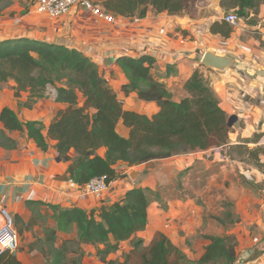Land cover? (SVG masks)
Masks as SVG:
<instances>
[{
	"label": "crops",
	"instance_id": "0c3cea01",
	"mask_svg": "<svg viewBox=\"0 0 264 264\" xmlns=\"http://www.w3.org/2000/svg\"><path fill=\"white\" fill-rule=\"evenodd\" d=\"M32 1L12 0L10 6L0 14V40L25 37L84 52L100 66L125 109L149 116L160 110L157 103L139 99L136 92L125 95L122 86L126 83V76L117 62L120 56H154L153 76L166 83L176 101L187 96L185 83L195 69L200 68L204 72L220 106L230 116L236 115L238 118L232 126L229 143L135 166L118 164L116 168L124 176L111 182L103 203L112 204L122 199L127 190L137 186L165 188L173 183L174 176L186 171H189V175L196 170L203 177L206 170L211 168L212 183L204 187L196 198L163 196L161 193V199L149 207L148 226L136 237L143 238L149 244L157 232H163L190 258L198 259L210 242L203 235L233 234L238 240L235 264H264L263 199L252 195L244 211H238L241 219L233 224H221L212 219L208 205L217 202V199H243L236 195L234 185L225 188V197L219 192H209L213 186L224 188L220 181H216L217 177L222 179L221 176L229 174V178L222 180L233 181L240 168L239 172L247 170L254 174L256 184L264 178L259 167L234 154L235 149L240 147L260 148L259 158L264 161V18L254 24L242 23L241 28L225 38L210 30L211 24L222 21L223 14L227 12L221 6V0H201L207 2L206 8L212 9L210 16H193L189 13L171 15L149 7L145 15L121 16L115 23L97 19L84 9H72L67 15L52 19L38 13L31 5ZM261 7L263 9L264 5ZM181 38L187 40L184 45L180 44ZM210 48L218 54L236 58L243 68L217 70L201 66L198 59ZM181 52L185 56L173 60L174 55ZM16 87L14 80L0 82V112L8 106L17 112L22 121L39 120L47 128L57 114L67 107V104L56 101V91L50 88L45 97L38 99L32 107H27L25 103L30 101V92L20 91L17 95ZM118 126V131L128 136L129 129L122 122ZM11 136L19 140V148L6 150L0 147V221L1 208H6L14 216L20 232V246L15 253L23 264H42V254L37 249H31V244L44 236L48 226L54 225L53 210L47 204L79 206L88 210L101 204L96 197L84 193L77 183L69 179V162L58 158L54 140L44 151L26 133L12 132ZM132 174H135V178ZM201 176L198 178L202 179ZM242 189L246 190L244 186ZM227 225H231L232 230L223 234V226ZM59 235L66 237L63 233ZM121 245L122 250L128 248L129 251L132 239Z\"/></svg>",
	"mask_w": 264,
	"mask_h": 264
},
{
	"label": "trees",
	"instance_id": "16d2710c",
	"mask_svg": "<svg viewBox=\"0 0 264 264\" xmlns=\"http://www.w3.org/2000/svg\"><path fill=\"white\" fill-rule=\"evenodd\" d=\"M199 1L102 0V5L122 17L145 15L149 7L171 15L194 16L192 8ZM263 2L221 0V6L254 24L255 18L250 16L258 14ZM11 3L12 0H0V14ZM210 30L229 38L235 29L225 21H215ZM117 62L126 76L122 86L125 95L136 92L139 99L157 103L160 110L156 114L149 116L125 109L100 66L76 48L25 37L0 40V82L14 80L17 95L29 91L27 107L45 97L50 86L56 90V101L67 104L47 128L39 120L22 121L15 110L5 106L0 112V147L19 148V140L11 136L12 132L26 133L44 151L54 140L58 158L69 162V179L85 186L100 176H106L108 182L122 178L123 173L116 168L121 163L135 166L229 143L230 115L220 106L200 68L185 83L187 96L176 101L166 83L153 76L154 56L123 55ZM120 122L129 129L128 136L118 131ZM160 199L157 189L137 186L127 190L122 199L90 210L48 203L54 225L45 229L44 236L37 238L31 249H37L46 264H84L81 241L97 244V257L106 264L236 263L238 240L233 234L205 235L210 242L198 259L190 258L163 232H157L149 244L136 237L149 224L150 205ZM224 214L216 217L221 224L235 222L232 212ZM75 230L77 236L73 237ZM60 233L66 237H60ZM129 239L132 247L123 250L124 258L110 259L122 250L121 243ZM0 264L23 262L16 253L5 250L0 254Z\"/></svg>",
	"mask_w": 264,
	"mask_h": 264
},
{
	"label": "rangeland",
	"instance_id": "374dc122",
	"mask_svg": "<svg viewBox=\"0 0 264 264\" xmlns=\"http://www.w3.org/2000/svg\"><path fill=\"white\" fill-rule=\"evenodd\" d=\"M101 3H102V1H101ZM32 4H33V1L31 3V5ZM206 5H207L206 1L202 2L200 0L199 4L198 3L195 4L196 7L193 6L192 13L194 15H206V16L209 15L210 16L211 14H213L212 9L206 8L205 7ZM263 5H264V2L261 4V6H263ZM261 6H260V9H259L257 15L251 14V16H250L251 19L255 18L256 22H259V21H261L262 18H264V8L262 9ZM202 7H205V8H202ZM229 11H231V10H229ZM260 14H262V17H260ZM244 24H247V21H245ZM208 50H213V49L210 48ZM204 53L198 59L199 62H201V59H202V56L204 55ZM49 88L55 89L52 86H50ZM118 128H119V126H118ZM258 149H260V148L250 149L248 147H244V148L240 147V148L235 149L234 154L237 155L238 157H240L244 161L249 160V163H252L254 166L259 167V170L264 174V161H262L259 158V155L261 152ZM262 151L264 152V145L262 147ZM206 171H207V173L203 177L201 176V174L199 175V172H196V170H195V172H191L189 175H188L189 171L183 172L181 174L179 173L177 176L173 177V183L171 185L166 186L165 188H163V187L157 188V190L160 193H162L163 196H173V197H179V198H187V197H195L196 198L198 193H200L204 187H207L212 183V177H211L212 175L210 173L211 168L209 170H206ZM239 171H241L240 168L237 171L238 174L236 176V179H234L233 181L222 180V179L229 178L230 177L229 174H227V175L225 174V176H221L222 179H220V177L219 178L217 177L216 181H220V183L223 185L224 188H217V187L213 186L212 190L209 191V192L222 193V197L223 196L225 197V188H229L231 185H234V190H235L236 195L240 198L243 197V199L241 201H238L239 198L236 200L227 198V199H217L216 200L217 202H213V203L208 204V205H210L209 206L210 207V216L212 219H215L217 222H219L216 218L217 215H222V217H224L225 211L232 212L234 215L235 221H239L241 218H240V214L238 211H240V210L244 211L243 209L247 207L246 204H247L248 200H250L252 195L254 196V198L259 197L260 199H263V201H264V178L261 182H259V184H256L257 177H255L254 174H252L253 175L252 176L251 173L247 170L242 171V172H239ZM132 175H133V177L135 176V174H132ZM198 176H201L202 179H199ZM253 177H254V179H253ZM243 186L246 188L245 191H243V189H242ZM198 198L200 199V201H203L201 199V197H198ZM96 199L99 201V204H102L105 201V199H103V198L102 199L96 198ZM196 202H199V200L196 199ZM251 211H252V208H251ZM10 215L13 219V229L17 233L18 247H17L16 251H18L19 246H20V232L17 230L14 216L11 213H10ZM226 219L228 220V218H226ZM0 224L1 225L4 224V219L2 216H1ZM223 228H224V230L222 229L223 234L226 233L225 231H227V230H229V231L232 230L231 225L223 226ZM14 230H13V232H14ZM214 233H217V231H214ZM72 236L76 237L77 232H74L72 234ZM199 236L200 235H198L197 237L199 238ZM203 236H205V235H203ZM80 244H81L82 251H84V256H83V263L84 264H106V263H103L102 261H100L99 258L97 257V249H98L97 244L92 243V242H88V241H81ZM123 250L127 251L128 248H123ZM123 250L112 254L110 259L119 260V259L124 258V254H123L124 251ZM45 261H46V259L43 256L42 264H46Z\"/></svg>",
	"mask_w": 264,
	"mask_h": 264
},
{
	"label": "built area",
	"instance_id": "2783aa9c",
	"mask_svg": "<svg viewBox=\"0 0 264 264\" xmlns=\"http://www.w3.org/2000/svg\"><path fill=\"white\" fill-rule=\"evenodd\" d=\"M32 5L38 13L46 15L52 19H58L67 15L72 9H84L89 11L93 17L102 19L108 23H115L118 21V17H121L106 10L102 3L98 2V0H33ZM221 20L229 23L234 29L241 28L242 23L246 21L234 10L225 12ZM186 42L187 40L185 38L180 39L181 45H184ZM161 56L162 55H160V57ZM183 56L185 55L181 52L178 55H174L173 60H180ZM52 90L56 91L55 89ZM110 186L111 182L107 181V177L100 176L94 178L85 186L80 187L84 193L102 199L104 198L105 192L110 189ZM1 216L4 219V224L0 225V254L5 250H10L15 253L18 247V239L17 233L13 229V219L6 208L1 209ZM7 226L12 228L14 232L4 238L3 228ZM7 241H10L9 245H5Z\"/></svg>",
	"mask_w": 264,
	"mask_h": 264
},
{
	"label": "water",
	"instance_id": "95a60500",
	"mask_svg": "<svg viewBox=\"0 0 264 264\" xmlns=\"http://www.w3.org/2000/svg\"><path fill=\"white\" fill-rule=\"evenodd\" d=\"M201 63L210 69H242L241 64L236 58L228 55L218 54L214 49L207 50L202 56ZM238 118L236 115H231L229 118V126L232 127ZM2 209V208H1Z\"/></svg>",
	"mask_w": 264,
	"mask_h": 264
},
{
	"label": "bare ground",
	"instance_id": "6f19581e",
	"mask_svg": "<svg viewBox=\"0 0 264 264\" xmlns=\"http://www.w3.org/2000/svg\"><path fill=\"white\" fill-rule=\"evenodd\" d=\"M13 232V229L12 228H9L8 226L3 228V236L4 238L7 237L9 234H12ZM10 244V241H7L5 245H9Z\"/></svg>",
	"mask_w": 264,
	"mask_h": 264
}]
</instances>
